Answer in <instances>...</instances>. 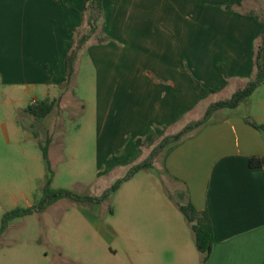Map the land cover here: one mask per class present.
Segmentation results:
<instances>
[{
	"label": "crops",
	"instance_id": "0c3cea01",
	"mask_svg": "<svg viewBox=\"0 0 264 264\" xmlns=\"http://www.w3.org/2000/svg\"><path fill=\"white\" fill-rule=\"evenodd\" d=\"M226 1L101 0L98 17L91 20L84 0H0V84L42 86V101L57 104L72 89L71 80L65 81L69 45L88 32L87 22H97L76 58L85 53L96 71L99 115L106 108L103 82L113 77L112 87L120 92L119 103L110 92L117 105L115 126L129 131L135 142L144 140L143 148L147 136L179 133L172 128L186 113L223 92L230 81H237L239 90L252 78L262 26L247 16L246 1L233 12L223 9ZM206 70L213 72L211 78L203 77ZM195 82L215 93L199 99ZM33 101V106L41 102ZM229 115L221 123L235 136L234 146L221 141L220 130L194 142L192 131L166 155L164 170L181 185L186 203L206 212L211 223V252L203 261L197 251L199 264H264V166L248 163L250 157H264V134ZM134 251L138 256L142 249ZM177 257L181 264L195 262L185 251Z\"/></svg>",
	"mask_w": 264,
	"mask_h": 264
},
{
	"label": "rangeland",
	"instance_id": "374dc122",
	"mask_svg": "<svg viewBox=\"0 0 264 264\" xmlns=\"http://www.w3.org/2000/svg\"><path fill=\"white\" fill-rule=\"evenodd\" d=\"M243 9L262 17L264 0H248ZM95 72L84 53L70 79L71 93L62 94L46 121L27 112L33 100L44 99L42 86L0 84V264H181L177 256L183 251L199 264L193 232L173 204L187 205L186 193L164 170L173 144L152 154L167 137L160 136L137 150L136 138L120 124L115 126L117 105L110 92L118 103L120 92L112 87L111 76L103 82L106 108L99 115ZM212 74L206 70L202 75ZM238 87L237 81H230L172 130L200 120L213 103L229 100ZM233 110L214 113L208 127L194 130L192 141L209 140L210 132L220 130L221 141L234 146L235 136L221 123L229 114L264 125V83ZM143 163L149 167L110 192ZM47 188L67 195L39 209ZM28 208L30 214L5 223L9 212ZM135 247L142 249L138 256Z\"/></svg>",
	"mask_w": 264,
	"mask_h": 264
},
{
	"label": "trees",
	"instance_id": "16d2710c",
	"mask_svg": "<svg viewBox=\"0 0 264 264\" xmlns=\"http://www.w3.org/2000/svg\"><path fill=\"white\" fill-rule=\"evenodd\" d=\"M247 0H227L226 3L223 5V9L228 12L236 11L239 7L243 5V3ZM85 2V12L89 14V18L96 19L98 17V13L100 12V3L101 0H84ZM247 16L251 17L252 19L259 22L262 26V30L260 33L259 42L256 45L255 56H254V63H253V76L249 80V82L242 88L237 90L229 100H221L213 103L205 112L204 117L186 126L183 130L177 133L174 136L166 137L162 140V142L153 150L152 154H156L159 150H162L168 143H172L173 146L170 148L169 151L173 150L177 147L183 140V138L191 133L192 131L204 126L208 123L210 117L217 111L223 109H236L241 102L245 101L248 97H250L253 92L260 87L264 83V57L262 56L263 49H264V15L262 17H258L253 12H246ZM89 26V30L85 34H78V38H75L71 41L68 51L65 56V65H66V77L65 81H69L73 75L75 64L77 63V51H81L82 47L87 43V40L90 38V35L96 32L97 29V22H87ZM260 44V45H259ZM217 70L221 74L222 78L226 80V72L222 67V64H217ZM195 89L198 93L199 99L203 100L207 98L209 95L215 93V91L211 89H204L202 88L198 82L194 83ZM56 101H49L44 100L38 102L35 106L30 105L27 109L29 115L37 118V119H44L47 117L55 106ZM245 122L249 124L254 129L258 130L262 134H264V125H258L249 119H245ZM144 140L137 139L136 144L137 146H141ZM145 141L151 142L152 137L147 136ZM45 158L46 157V148L43 149ZM249 167L250 168H261L264 166V157H250L249 158ZM48 164V161H47ZM149 167L148 163H143L140 165L134 166L129 174L125 176L122 180L116 182V184L110 189V192L113 193L116 189L123 183L127 181L135 172L146 169ZM67 192L63 190L57 191H50L49 188L46 189L44 200L39 205V209L44 206L51 204L62 197L66 196ZM105 194L103 197H106ZM178 210L181 212L183 217L185 218L186 222L190 225V228L194 235V244L197 251L202 255V260L206 261L209 257L211 252L212 246V232H211V223L208 219L206 212H197L191 204H187L182 206L180 204L175 203ZM32 212V208L28 209H15L9 212L5 216V223L24 215H28Z\"/></svg>",
	"mask_w": 264,
	"mask_h": 264
},
{
	"label": "built area",
	"instance_id": "2783aa9c",
	"mask_svg": "<svg viewBox=\"0 0 264 264\" xmlns=\"http://www.w3.org/2000/svg\"><path fill=\"white\" fill-rule=\"evenodd\" d=\"M35 102L33 101L32 105L34 104Z\"/></svg>",
	"mask_w": 264,
	"mask_h": 264
}]
</instances>
